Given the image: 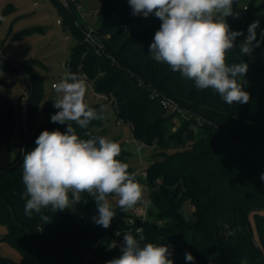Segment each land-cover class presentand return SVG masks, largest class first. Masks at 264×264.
<instances>
[{"label": "trees", "instance_id": "trees-1", "mask_svg": "<svg viewBox=\"0 0 264 264\" xmlns=\"http://www.w3.org/2000/svg\"><path fill=\"white\" fill-rule=\"evenodd\" d=\"M118 1L102 0L98 26L90 40L85 21L80 22L77 16L76 23L66 4L62 0L57 3L76 38L68 68L79 70V77L92 80L95 92L112 99L118 118L130 123L136 139L160 148L150 156L147 176H143L150 201L148 213L137 215L113 206L116 216L105 229L86 218L91 208H97L92 197L84 194L77 214L72 209L44 210L51 222L44 223L36 213L29 218L23 211L21 153L19 162L0 174V221L7 229L3 239L17 247L23 258L0 255V264H106L121 255L123 235H137V228H142L145 237L141 244L169 246L174 264H264L260 253L264 254V210H258L264 207V181L260 179L264 173V42L260 41L258 48L263 54L256 62L242 55L239 48L252 22L264 26L263 5L245 9L235 0L234 15L227 18L232 30L243 33L228 53L227 63L243 60L249 65L240 79L250 94L248 103L228 105L211 89L197 90L193 81L152 60L149 46L161 21L154 13L134 16L128 0ZM9 63L0 54V82ZM37 64L44 65L38 58H28L20 65L32 83L27 113H33L43 83ZM53 103L45 108L43 123L35 126L32 119V127L27 123L26 152L35 147L42 131L66 130L67 124L51 122V115L58 111ZM19 110L0 95V144L8 148L14 145L16 128L22 127ZM101 124L102 120L92 121L86 130L73 127L82 138H87L85 132L105 136L104 130L95 128ZM113 140L122 148L119 159L129 165L130 152L120 137ZM129 171L133 172L130 166ZM186 201L194 206L192 218L181 212ZM251 215L258 246L246 223L250 224ZM113 243L116 247L110 248ZM186 252L195 257L194 262L186 260Z\"/></svg>", "mask_w": 264, "mask_h": 264}, {"label": "clouds", "instance_id": "clouds-1", "mask_svg": "<svg viewBox=\"0 0 264 264\" xmlns=\"http://www.w3.org/2000/svg\"><path fill=\"white\" fill-rule=\"evenodd\" d=\"M128 3L134 16L154 13L161 21L149 46L152 60L193 81L197 90L211 89L228 105L249 102L250 94L240 79L246 76L249 65L243 60L227 63L228 53L236 47V38L243 35L227 23V18L234 15L235 0H128ZM258 26L259 21L249 25L248 35L239 45L242 55H251L260 46ZM261 36L264 37V29ZM52 87L56 94L53 107L58 111L51 115V122L67 124V128L63 132L42 131L35 147L24 153V214L30 218L36 213L44 223H49L44 210L57 213L71 209L87 194L98 210L93 222L107 229L116 216L109 197L117 198L116 206L123 212L140 204L147 206L150 201L145 198L144 186L136 174L119 159L122 148L117 141L88 132L87 138H82L73 127L86 130L92 121L104 119L102 107L97 111L85 102L86 80L66 68ZM260 179L264 181V173ZM136 233L138 238L131 232L123 235L121 255L106 264H174L169 258V246L141 244L145 240L142 228H137ZM185 258L189 262L195 260L190 252L185 253Z\"/></svg>", "mask_w": 264, "mask_h": 264}, {"label": "rangeland", "instance_id": "rangeland-1", "mask_svg": "<svg viewBox=\"0 0 264 264\" xmlns=\"http://www.w3.org/2000/svg\"><path fill=\"white\" fill-rule=\"evenodd\" d=\"M57 1L60 0H0V16L5 18L0 20V46L6 57L19 65L28 58H38L44 63V65H36L40 75L43 77V83L40 96L32 105L31 110L33 113L31 111L27 113V123L31 127L32 120L35 126L45 121V108L54 102L53 100L56 98L52 84L61 79L67 68L65 63L70 59L72 47L76 43L75 35L70 25L67 24L65 15L61 13ZM113 2L119 3L118 0H113ZM101 3L102 0L69 1L76 19L78 16L80 22L85 21V26L93 29L98 26L97 11ZM238 3L241 8L263 5L262 13L264 14V0H238ZM77 22L79 21L77 20ZM262 29H264V26L260 25L256 29V34L257 40L264 42V38L261 36ZM24 30H27V32L21 35L20 33ZM245 38L246 36L240 40V44L245 41ZM90 54L91 52L88 53V56ZM262 54L263 52L258 47H255L248 57L252 62H256ZM6 67L4 80L0 82V95L9 98L17 109L21 108L17 114L22 117V110L29 95V84L10 63ZM79 72V70H73V73L77 75ZM80 77L87 82L85 102L90 105H98L99 108L102 107L106 113L101 126H96L95 128L104 130L105 137L109 139L113 140L116 137H120L125 149L130 152L129 166L140 177L138 181L144 186L145 198L148 200V188L141 173V168L142 166L148 168L150 156L160 150V148L136 139L132 126L129 122L118 118L111 101L96 95L92 80L84 75H80ZM175 128L173 127V130ZM13 140L14 145L12 148L6 147L5 144H0V166L3 168L16 164L21 158L22 127L16 128ZM116 199V197H109L113 206H116ZM79 205L80 203L71 208L74 214H77ZM147 206L140 204L129 210V212L143 215L148 213ZM193 211L194 206L189 201H186L181 209L182 214L185 217L192 218ZM96 215H98L97 210L91 208L86 218L92 220V217ZM249 220L252 234L256 236L257 230L254 215H251ZM6 230V225L0 221V255L21 260L23 258L22 252L3 239Z\"/></svg>", "mask_w": 264, "mask_h": 264}, {"label": "water", "instance_id": "water-1", "mask_svg": "<svg viewBox=\"0 0 264 264\" xmlns=\"http://www.w3.org/2000/svg\"><path fill=\"white\" fill-rule=\"evenodd\" d=\"M62 1L67 5V7L70 10V13L72 14V16L75 19L76 23H78L77 22V19H76V16H75V13L73 11V8L69 4V0H62ZM0 54H1V56L3 58H5L6 60L10 61L11 64L15 68H17L19 70V72L24 76V78L26 79V81L28 82V84L32 87V83H31V80H30L28 74L24 71V69L19 64L15 63L14 61H12L11 59H8L6 57V55L3 52L1 46H0ZM116 62L119 65H121V63L119 61L116 60ZM30 99H31V93H29V95H28V98H27L26 103H25V105L23 107V110H22V117H21V120H22V131H23V135H24V141H23V146H22V156H24V153L26 152V148H27V144H28V139H29V128H28V125H27V110H28V106H29ZM178 108H180L183 111H187V109H185L184 107L178 106ZM6 169L7 168H4V169L0 170V174L3 173ZM258 210H264V207L258 208ZM246 223H247V227H248L249 233L252 235V231H251V227H250L249 221L247 220ZM252 240H253L254 244L256 246H258L257 241H256V239H255V237L253 235H252ZM260 253H261L262 257L264 258V254H263V252L261 250H260Z\"/></svg>", "mask_w": 264, "mask_h": 264}, {"label": "built area", "instance_id": "built-area-1", "mask_svg": "<svg viewBox=\"0 0 264 264\" xmlns=\"http://www.w3.org/2000/svg\"><path fill=\"white\" fill-rule=\"evenodd\" d=\"M247 8V6H245V9ZM94 31V29L92 28V27H90L89 28V33L87 34V39H91V34H92V32ZM247 35H248V33H247ZM247 35H246V37H247ZM246 39V38H245ZM65 66L68 68V65L65 63ZM54 84V83H53ZM52 84V85H53ZM96 95L98 96V97H102V98H106V99H108V100H112V99H110L106 94H102V93H97L96 92ZM164 103H166V102H164ZM141 173H142V175L144 176V177H146L147 176V167H145V166H142V168H141ZM142 215V214H141ZM145 215V213L143 214V216Z\"/></svg>", "mask_w": 264, "mask_h": 264}]
</instances>
